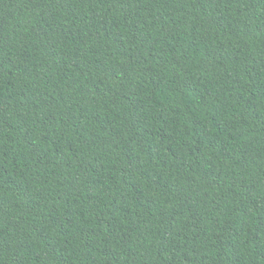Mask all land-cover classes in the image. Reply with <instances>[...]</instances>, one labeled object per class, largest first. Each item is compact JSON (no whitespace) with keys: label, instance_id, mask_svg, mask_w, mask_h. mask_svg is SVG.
I'll return each instance as SVG.
<instances>
[{"label":"trees","instance_id":"16d2710c","mask_svg":"<svg viewBox=\"0 0 264 264\" xmlns=\"http://www.w3.org/2000/svg\"><path fill=\"white\" fill-rule=\"evenodd\" d=\"M0 264H264V0H0Z\"/></svg>","mask_w":264,"mask_h":264}]
</instances>
